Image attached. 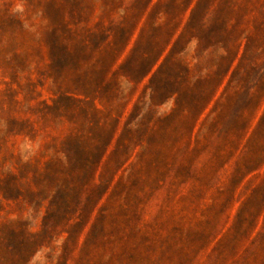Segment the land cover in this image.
I'll return each mask as SVG.
<instances>
[{
  "label": "clouds",
  "instance_id": "9594fccd",
  "mask_svg": "<svg viewBox=\"0 0 264 264\" xmlns=\"http://www.w3.org/2000/svg\"><path fill=\"white\" fill-rule=\"evenodd\" d=\"M0 264H264V0H0Z\"/></svg>",
  "mask_w": 264,
  "mask_h": 264
},
{
  "label": "rangeland",
  "instance_id": "374dc122",
  "mask_svg": "<svg viewBox=\"0 0 264 264\" xmlns=\"http://www.w3.org/2000/svg\"><path fill=\"white\" fill-rule=\"evenodd\" d=\"M196 19V17L194 16V20ZM121 39H123V34L121 35ZM150 50V49H149ZM57 56H60V57H64L65 56V50L64 49H56L54 47L53 49V57L56 58ZM149 63L150 62H147L145 63V65H143L140 69V71L137 73L135 71V69H133L132 67V61L129 62L128 65L125 66V69L129 72H132L134 73L135 75L137 76H142L143 74H145L148 66H149ZM165 73H167L168 75H171L172 74V71L171 69H168L167 68V64L165 65V67L161 68L160 70V73L158 74V76L156 78H154L153 80V84L156 85L157 87V90H160L161 88H163L166 92H172V91H175V87L172 83L168 82V81H162L160 79V76L164 75ZM178 75V74H177ZM70 147H72V145L70 144ZM77 155H78V162H77V166L79 167H84L87 165V157L79 151V149L77 148ZM14 178H10L9 181L7 182L8 185H10L12 183V180ZM8 192H9V195L12 196L13 193L11 192V189L8 188ZM60 198L62 199L63 198V194H61Z\"/></svg>",
  "mask_w": 264,
  "mask_h": 264
}]
</instances>
